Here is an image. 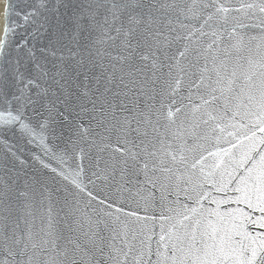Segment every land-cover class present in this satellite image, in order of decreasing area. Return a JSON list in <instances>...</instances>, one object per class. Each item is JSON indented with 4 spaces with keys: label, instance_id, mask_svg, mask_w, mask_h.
Instances as JSON below:
<instances>
[{
    "label": "snow or ice",
    "instance_id": "1",
    "mask_svg": "<svg viewBox=\"0 0 264 264\" xmlns=\"http://www.w3.org/2000/svg\"><path fill=\"white\" fill-rule=\"evenodd\" d=\"M0 264H264V0H0Z\"/></svg>",
    "mask_w": 264,
    "mask_h": 264
}]
</instances>
